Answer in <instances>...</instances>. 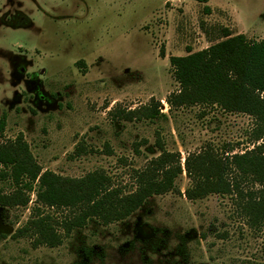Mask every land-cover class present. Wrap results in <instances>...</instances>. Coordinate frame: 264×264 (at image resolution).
I'll return each instance as SVG.
<instances>
[{
    "label": "rangeland",
    "instance_id": "rangeland-1",
    "mask_svg": "<svg viewBox=\"0 0 264 264\" xmlns=\"http://www.w3.org/2000/svg\"><path fill=\"white\" fill-rule=\"evenodd\" d=\"M225 29L264 39V0H0V119L7 117L0 143L22 133L44 170L68 177L104 170L125 191L160 154L158 140L180 153L183 167L179 191L154 195L111 224L92 218L66 234L60 223L63 242L53 248L15 235L34 192L26 207H0V264H264V225L251 227L231 195L185 196L186 158L208 146L254 148L262 143L255 119L217 105L167 103L179 89L170 57L219 42ZM152 97L164 116L109 115L117 104L133 109ZM13 189L0 176V193ZM47 212L59 222L67 214Z\"/></svg>",
    "mask_w": 264,
    "mask_h": 264
},
{
    "label": "trees",
    "instance_id": "trees-1",
    "mask_svg": "<svg viewBox=\"0 0 264 264\" xmlns=\"http://www.w3.org/2000/svg\"><path fill=\"white\" fill-rule=\"evenodd\" d=\"M207 3L208 0H196ZM207 8V7H206ZM173 76L179 89L167 97L170 109L193 105H217L231 113H245L255 119L254 148L235 152L229 147L220 153L208 146L185 160L191 186L185 190L190 200L211 194L231 195L239 213L251 227L264 225V39L250 40L245 34L224 30L223 39L199 51L170 57ZM161 102L154 97L136 108L117 104L109 111L113 120L142 121L164 116ZM6 115L0 119V134L6 126ZM160 154L144 169L137 170L136 188L125 191L104 170L82 177H68L44 170L33 155L22 133L0 143V176L9 179L14 189L0 193V207L28 206L31 193L35 205L16 236H29L33 245L57 247L63 235L84 227L92 218L103 224L122 221L140 209L154 195L179 189L176 182L183 173L179 152L168 151L157 141ZM140 144L136 151L139 152ZM83 149L76 148L81 154ZM110 152V151H108ZM181 192V191H180ZM47 209H66L59 222Z\"/></svg>",
    "mask_w": 264,
    "mask_h": 264
},
{
    "label": "built area",
    "instance_id": "built-area-1",
    "mask_svg": "<svg viewBox=\"0 0 264 264\" xmlns=\"http://www.w3.org/2000/svg\"><path fill=\"white\" fill-rule=\"evenodd\" d=\"M184 160V159H183Z\"/></svg>",
    "mask_w": 264,
    "mask_h": 264
}]
</instances>
